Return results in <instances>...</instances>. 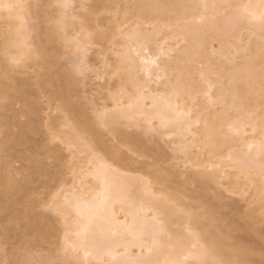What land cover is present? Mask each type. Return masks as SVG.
<instances>
[{
	"label": "bare ground",
	"instance_id": "6f19581e",
	"mask_svg": "<svg viewBox=\"0 0 264 264\" xmlns=\"http://www.w3.org/2000/svg\"><path fill=\"white\" fill-rule=\"evenodd\" d=\"M59 1L64 10L43 40L40 28L28 22V15L34 17L36 10L28 9L26 0H0V4L17 6L11 10L0 8V19L6 21H0V35L4 33L2 28L13 27L5 40L7 47L19 50L15 61L21 67L33 60L46 70L61 43L83 50L101 40L100 33L82 32L85 28L82 23L74 28L67 20L66 11L72 0ZM81 1L85 6L87 0ZM192 4L209 7H176ZM261 5L264 0H137L133 16L140 27L132 32H120L119 28L126 22L114 26L119 35H125L119 46L120 54L115 53L116 66L112 72L123 85L116 92L107 89L105 99L109 103L97 109L96 119L101 126L111 128L114 135L133 140L135 150L147 155L152 150L141 136L124 134L112 126L124 121L129 127L145 124L147 130L158 127L169 130L176 138L177 151L185 158L181 166L190 165L191 170L189 166L185 168L187 171L183 167L184 172L190 175V170L191 177L194 172L191 181L199 183L203 190L205 220L202 222L194 214L184 215L165 205L169 198H155L153 182L158 179L130 176V172L100 158L92 166L79 160L70 168L73 181L54 202L64 212L61 217L67 263L200 264L204 249L250 263L258 242L264 243V234L256 228L264 221V149L261 147L264 143V24L260 20L264 8ZM12 19L16 21L9 23ZM85 19L90 24L91 19L88 16ZM182 21L185 24H179ZM244 28L249 31L246 36L242 34ZM30 30L35 32L33 37ZM205 32L210 35L202 38ZM149 60H155L160 69L167 71L146 65ZM137 84H145L146 94L134 95ZM57 97L66 102L67 114L74 120L76 129L98 141L95 125L86 110L73 105L66 93ZM20 98L19 108L17 104H9L13 119L2 122L0 134L6 137L33 130L29 121L20 120L27 113H36L37 108L22 93ZM237 125V131L229 130ZM106 151L114 154L110 147ZM6 152L7 148L0 146V158ZM177 169L172 176L180 179L187 175L182 173V167V172ZM258 182L259 191L248 198H254L255 202L247 203L249 211L244 223L218 217L211 202L217 199L220 207L227 204L222 201L225 196L210 194L211 184L229 185L226 194L242 196L247 193V186ZM27 183L29 180L9 188L20 192ZM175 200L179 202L178 198ZM6 209L13 222L20 219L17 212ZM69 215L71 219H67ZM4 217L0 214V220ZM223 221L226 223L221 224ZM185 222L195 231L191 236L184 235L180 229ZM172 226L176 227L173 232ZM232 233L241 234V239L235 240ZM260 256L264 258V254Z\"/></svg>",
	"mask_w": 264,
	"mask_h": 264
},
{
	"label": "rangeland",
	"instance_id": "374dc122",
	"mask_svg": "<svg viewBox=\"0 0 264 264\" xmlns=\"http://www.w3.org/2000/svg\"><path fill=\"white\" fill-rule=\"evenodd\" d=\"M85 2L86 5L84 3L83 6L81 0H72L66 9L67 20L74 24V28L84 24L82 32L100 33L101 40H96L83 50L71 48L60 40L59 49L46 70L36 65L33 60H28L27 65L21 67L15 61L19 50L16 47H7L5 40L13 27L2 28L4 33L0 35V128L2 122L13 119V114L8 109L9 104H17L16 107L19 108L21 93L37 108L36 113H27L20 120L29 121L33 130L18 135L10 133L9 137L0 134V146L7 148V152L0 158V214L5 215L0 220L2 264H16L25 259L33 261L34 264H71L65 261L66 239L61 217L64 214L63 208L61 205L56 207L54 202L73 181L70 168L79 160L92 166V163L100 158L116 168L130 172V176L142 175L149 177L151 181L158 179L153 182L155 198H169L165 205L174 207L184 215L194 214L202 222L205 220L206 210L201 203L203 190L199 183L192 182L194 172L192 171L191 177L190 165L186 166H189L190 175L184 172L186 167L181 165L184 164L185 158L177 151L176 138L169 130L160 127L147 130L145 124L129 127L124 121L112 126L124 134L141 136L152 150V153L147 155L135 150L133 140L126 141L114 135L111 128L98 123L95 115L97 109L109 103L108 98L105 99L107 89L116 92L123 85L119 76L112 72L116 66L115 53L120 50L119 46L125 35H119L114 26L126 22L119 28L120 32H132L140 26L135 24L138 19L133 16L137 0ZM26 3L28 9L36 10L34 17L28 15L29 24L39 27L41 38L46 40L64 8L59 0H26ZM23 12L28 13L25 10ZM82 15L83 17H80ZM86 16L91 19L90 24L86 23ZM0 21L6 22L3 19ZM15 21L12 19L9 23ZM29 32L32 37L35 35L33 30ZM248 32L246 28L242 30L244 36ZM209 35L210 33L205 32L202 38ZM4 49L6 52H2ZM33 49L34 47H31V50ZM60 93H66L73 105L86 110L87 116H90L88 118H91L95 125L98 141L76 129L74 120L67 114L66 102L57 97ZM198 101L201 102L200 97ZM21 108L26 112L28 110L25 106ZM108 147L113 149L114 154L106 151ZM181 167H184L183 172L180 171ZM176 169L177 172L187 175L180 179L172 176ZM25 180H29V183L24 184L20 192L9 188V185L15 186ZM221 182L223 183V180ZM226 187L230 188L229 185L221 187L219 184H211L209 191L213 197L225 196L222 201L227 207H220L217 199L211 203L214 204L219 218L244 223L249 211L247 203L254 200L248 198L255 196L259 191V182L247 186V193L242 196L226 194ZM175 198H178L179 202ZM7 207L17 212L20 219L13 222ZM71 217L72 215H69L67 219ZM189 228L191 229V226L186 222L180 226L186 236L195 232ZM256 228L264 234V221ZM175 229L176 227L172 226L170 231ZM232 236L235 240L242 237L239 233H232ZM195 249L192 247V250ZM260 254H264L263 242L256 245L249 264H264V258H261Z\"/></svg>",
	"mask_w": 264,
	"mask_h": 264
},
{
	"label": "snow or ice",
	"instance_id": "6c2138e0",
	"mask_svg": "<svg viewBox=\"0 0 264 264\" xmlns=\"http://www.w3.org/2000/svg\"><path fill=\"white\" fill-rule=\"evenodd\" d=\"M14 7H17L16 5H12V4H8V5H4V4H0V8H7L9 10L13 9ZM176 7H189V8H204L207 9L209 7V5L207 4H192V5H177ZM262 8H264V5H261ZM260 20L261 23L264 24V12H261L260 14ZM146 46V45H142ZM145 64H152L155 65V67L163 72H166L167 69H160V66L156 64L155 60H149L146 61ZM157 75H159V72H157ZM149 79H151V77H149ZM147 83V81H145V84ZM145 84H137V91L136 93H134L135 96L140 97L146 93H144V88H145ZM163 123V121H162ZM238 125L235 127H230V131H237L238 130ZM262 149H264V143H262L261 145ZM0 264H2V262H0ZM16 264H34L33 261L31 260H23L20 262H16ZM200 264H244V262L242 260H240L239 258H225L224 256H221L219 254H215L214 251L212 249H204L203 250V258L200 259Z\"/></svg>",
	"mask_w": 264,
	"mask_h": 264
}]
</instances>
